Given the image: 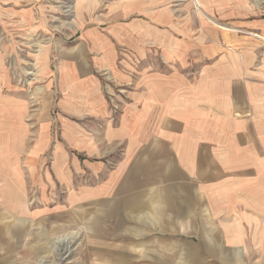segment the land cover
Here are the masks:
<instances>
[{"label": "crops", "instance_id": "crops-1", "mask_svg": "<svg viewBox=\"0 0 264 264\" xmlns=\"http://www.w3.org/2000/svg\"><path fill=\"white\" fill-rule=\"evenodd\" d=\"M237 10L232 21L208 27L206 41L199 32L193 41L183 33L176 45L151 42L180 69L147 70L136 89L129 83L119 109L110 108L93 73L108 70L125 91L128 76L116 67L114 46L93 42L97 63L88 54L73 57L67 95L82 93L84 131L68 122V141L56 145L48 166L43 139L20 160L42 199L35 215L57 210L49 197L60 191L71 205H99L98 241H116L103 226L129 224L132 256L146 243L142 256L155 264L188 257L195 264H264V11ZM22 199L7 209L27 214Z\"/></svg>", "mask_w": 264, "mask_h": 264}, {"label": "rangeland", "instance_id": "rangeland-1", "mask_svg": "<svg viewBox=\"0 0 264 264\" xmlns=\"http://www.w3.org/2000/svg\"><path fill=\"white\" fill-rule=\"evenodd\" d=\"M236 9L258 15L264 11V0H0V264H116L117 258L118 264H155L154 258L142 256L146 243H139V253L132 256L129 224L102 227L111 230L105 235L116 241L94 238L99 205H71L59 191L48 194L51 210H57L35 215L42 199L32 187L31 167L20 160L44 140L48 166L56 145L68 141V122L74 121L79 133L84 131L82 93L76 98L67 95L73 86L67 80L74 56L82 59L88 54L97 63L93 57H99V41L114 46L116 67L128 76L125 91L108 70L96 66L93 73L110 108L119 109L129 99V83L133 81L136 89L147 70L180 69L176 59L166 58L151 42L176 45L180 36L186 34L193 41L200 33L206 41L208 27L232 21ZM200 25L202 30H196ZM187 63V70L194 71L192 61ZM75 77L82 75L78 72ZM20 195L27 214L18 206L7 209L18 205ZM186 249L193 250L189 244ZM159 261L195 264L189 257Z\"/></svg>", "mask_w": 264, "mask_h": 264}, {"label": "bare ground", "instance_id": "bare-ground-1", "mask_svg": "<svg viewBox=\"0 0 264 264\" xmlns=\"http://www.w3.org/2000/svg\"><path fill=\"white\" fill-rule=\"evenodd\" d=\"M213 21V20H212Z\"/></svg>", "mask_w": 264, "mask_h": 264}]
</instances>
